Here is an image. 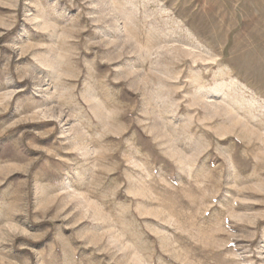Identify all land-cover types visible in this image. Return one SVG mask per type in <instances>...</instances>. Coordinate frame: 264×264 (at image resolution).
<instances>
[{
  "label": "rangeland",
  "instance_id": "1",
  "mask_svg": "<svg viewBox=\"0 0 264 264\" xmlns=\"http://www.w3.org/2000/svg\"><path fill=\"white\" fill-rule=\"evenodd\" d=\"M0 264H264V0H0Z\"/></svg>",
  "mask_w": 264,
  "mask_h": 264
}]
</instances>
